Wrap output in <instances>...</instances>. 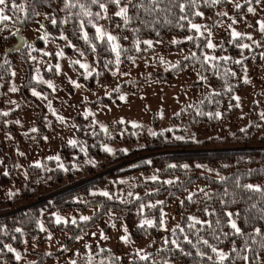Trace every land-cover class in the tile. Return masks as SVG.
Segmentation results:
<instances>
[{
    "label": "trees",
    "instance_id": "trees-1",
    "mask_svg": "<svg viewBox=\"0 0 264 264\" xmlns=\"http://www.w3.org/2000/svg\"><path fill=\"white\" fill-rule=\"evenodd\" d=\"M21 0H16V2ZM56 0H52V8L56 9V14L60 19L65 17V13L60 11V5H55ZM242 5L244 2L241 3ZM226 5H218L214 8H205L201 6V10L205 12L204 17L211 18V21L220 20L222 17H217L216 13L220 7H227ZM26 10L30 11L29 0L26 5ZM51 11L48 5H38L36 11ZM96 9L93 8V11ZM114 9L110 8L109 12ZM178 12V10H176ZM234 13L247 14L246 8L243 10L237 11L233 10ZM7 13V9H6ZM26 13L22 14V18ZM16 15V13H15ZM21 18V20H22ZM115 21H109V25L116 23L117 18H114ZM193 22H200L202 18L192 17ZM35 20V18H33ZM18 22V25L21 26L19 35L24 37V40L27 42V38L23 35V31L31 25L33 22ZM103 20L100 21V24ZM186 24V22H184ZM8 24V23H7ZM51 24V23H50ZM74 24L77 25L75 28L76 34H74ZM2 26V24H0ZM138 22H133L130 27H137ZM12 24L8 26V29L4 32H0V45H2L3 53L1 54V62L5 59L9 61L11 57L22 55L28 48L27 46L19 49V51H13L7 53L8 49L13 46L17 40V36H12L9 33L12 28ZM141 27V32L139 36L141 39L151 38V39H164L172 35L184 36L188 32H191L189 35H194V31H189L187 28L180 29L174 26L163 25L162 18L161 25H156L153 27ZM50 30L56 31L60 34L63 31V34L68 38V41H71L72 45L82 50L85 55L88 56V53L92 52L90 48L84 43L83 40L79 38V29L78 22L70 21L66 24H58L57 26H49ZM215 29V28H214ZM89 31V34L94 33V29L88 27L86 29ZM159 31L160 35H156V31ZM119 36H128V40H121L120 43L125 48H132L133 33L131 31L125 30L121 31L120 29L116 30ZM115 31V32H116ZM255 35L253 36L255 40L259 42L260 47L252 46L251 49H239L236 47L235 42L229 43L231 40L229 32L221 33V41L218 47L213 51V56L224 57L228 56L231 59L228 61L216 60L212 61L211 64L217 65L216 68L211 67L210 64L202 66L203 54L206 53L209 49L198 48L196 45H203L206 43L204 38H199L195 41H182L179 44V47L185 49L188 53L185 56H190L191 52L195 51L197 56L200 57V60H184V57L179 60L177 68L172 69L173 73L183 71L188 78L191 79V89L193 91V101L191 102L192 107L182 108L178 113L171 116V131L158 130L156 135H153L152 138H149L147 144V137L144 133L137 129L127 128L132 132H135L134 135L130 134L128 141L130 143V150L128 152L118 151V155L112 156L111 152H106L104 150L105 144L119 143L120 136L118 134H113V136L108 135L107 132H103L101 128H94L91 131H88L85 135V138H82V130L78 131V137L81 138L79 144L83 147L82 150L78 148H66L64 149V157H62L64 162L71 160V154L77 153L80 156V160L83 158L87 159L85 165L87 176H93L92 172L97 171V167L106 165V162L112 159L111 161H118L120 159L126 158L127 156H133L135 154H144L150 152V156L146 159H139L136 161V165H133L129 168L116 169L114 172L104 173L103 176L80 182L84 180V176L74 178L71 174L68 173V182L67 184L62 183L64 179V173L60 169L61 167L55 166L51 161H47L43 167H37L33 165L29 167V177L26 185L27 187L32 188L34 191L38 192L43 188L42 179L47 175H52L54 179L51 181V185L54 187L51 190L52 196L48 198L41 199L36 203L25 204L20 206L17 210H6L7 212L0 214V228H3L4 231L0 232V264H16V259L14 258V253H9L6 249L3 248L4 244H10L15 248L21 255L23 254V249L21 247L24 237L31 236L35 237L41 234L38 227V219L43 212H60L61 210L75 208L84 211L88 206L96 207L103 205L100 212H94L91 216L92 219L89 221H77V224L73 225L71 223L64 224L61 223L57 225L54 222L53 216H45V222L51 232L55 234L57 241L61 245V248L52 252L51 255L39 254V260L36 264H40L45 259L53 258L59 259L62 257L70 248L75 244L73 237L85 234L86 231L94 224H101L105 228L109 226L106 222V217L109 216L108 212L116 213L117 217L122 218L125 222L130 237L134 241H138L143 237H150L152 243L147 245L145 251L147 252L152 246L158 245V248L152 250L150 253L154 260L162 261L163 259L171 260L172 264H196V261L199 260L198 257H195V249L187 244L182 245L186 251H191L192 256H183L177 250L173 249V253L168 251L172 246L163 245V238L165 236L171 237V233H163L159 227H150L146 229H141L137 227L142 218L153 219L158 222L160 215V209L165 208L170 202L180 198L186 188L194 184H204L207 191L210 193L216 192L219 193L218 196L214 197L210 202L205 201L202 194L197 193L194 196V201L188 202L185 197H182L181 200H185L184 204L181 205L177 201V211L181 213V222L180 225L185 227L187 231V219L188 215H195L201 219H213V217L205 216L203 212L198 211V209L203 208L206 204L210 207H215L217 211H222V206L219 203V199L223 197V191L225 188H228L229 192H236L235 198L238 203L235 205H230L229 208L232 211L240 209L242 216L244 215L243 209L247 208L251 203H259L260 197L256 193H246L239 189H234L232 183H221L215 174L218 172L220 176L228 177L231 181L233 177L239 176L243 183H259L264 184V171H253L249 173V169L260 170L264 169V120L260 118V114L264 113V87L263 92L257 95L259 96L258 100L251 102V104L246 108L245 115L248 117V122L245 126H239V107H235L237 101L232 99L233 96H236L239 93H242L246 90L249 83L243 82V77L250 72L256 70L259 71V76L257 80L264 83V59H261L260 53L264 52V34L257 32V29L254 28ZM7 37V39H4ZM11 39L12 44L9 43ZM243 43L251 44V41L245 38ZM39 45V41H38ZM143 45H141L142 47ZM64 52L67 54H72L71 48L66 46ZM6 53V54H5ZM96 56V67L99 69L98 73L92 74L89 76V79H86L88 86H92V81L94 79H99V73L101 76L107 75V70L104 65L105 62L109 60L114 61V55L107 51V45L97 42ZM143 53V51H142ZM136 54L134 49L127 53ZM125 56V55H124ZM242 65H237L234 63L236 59H242ZM29 60H22L23 64H29ZM10 63V62H9ZM115 63L109 64L107 68H113ZM8 65H5V68ZM247 68V73L243 71L244 68ZM53 70L54 67H51ZM228 69L236 72L235 77L231 75H225ZM249 69L251 71H249ZM198 73L205 76L207 79L202 81L198 78ZM171 73L166 75V78H170ZM49 76V74H48ZM0 80L4 81L9 79L8 74L0 69ZM164 79V78H162ZM252 78H249V80ZM83 77L78 75V81H82ZM27 81L29 87L41 85L32 79L29 73H26L24 76L23 82ZM260 83V87H261ZM4 86V84H2ZM28 87V88H29ZM229 87L231 90L229 91ZM26 87L23 89V91ZM216 93H219L218 95ZM113 94V93H112ZM26 98H31V94L28 90L24 92ZM106 101H110L111 97H104ZM119 102L118 99H116ZM34 101V100H33ZM35 109L38 104L34 101ZM231 105V107H230ZM40 109L41 106L39 107ZM221 112V118H215L214 116L210 117L208 113ZM1 113V110H0ZM198 113H204L200 115ZM1 117V115H0ZM82 120V119H78ZM77 120V121H78ZM0 122L1 118H0ZM184 123V124H183ZM41 124V122L39 123ZM260 125V127H257ZM131 127V126H130ZM195 127H203L209 132H212V135L205 136V138L198 137L196 132H194ZM244 128L245 131L241 132L240 129ZM175 136L184 137L183 140L175 139ZM198 141V142H197ZM142 142L144 147H137L136 144ZM113 157V158H111ZM98 159V161H96ZM145 161H151V163H146ZM189 164L192 167L189 170L167 167L170 164L182 165ZM205 164L208 167L215 170L212 174H209L206 169H196L195 164ZM222 165H228V167H222ZM96 166V168H94ZM50 167H54L53 170ZM110 167H108L109 169ZM157 170H159L157 172ZM149 171L151 173H149ZM140 172L136 176L137 182L134 186L129 187L130 192L133 193V196H125L124 198H119L117 195L112 200H108L99 193L93 195V190L96 188H108L109 193L116 194V187H125L122 185L121 180H117V177L120 175H127L128 173ZM158 175L160 177L159 181H150L147 180V175ZM146 175V177H145ZM210 176V179L208 178ZM15 179H19L14 177ZM177 183L175 185H164L162 184L163 180L167 179H176ZM191 183H188V181ZM120 181V182H119ZM80 182V183H79ZM183 182V184L181 183ZM62 183V184H61ZM113 183L115 186H113ZM58 184L57 186H55ZM159 189V191H156ZM34 191L25 190L19 199H9L6 201L8 205H15L21 199H28L31 195L34 194ZM251 195L252 200H247V196ZM138 196L139 199H134ZM39 198L42 196L39 195ZM244 199H241V198ZM224 199H230V197H223ZM157 200H164V205H158L156 208H147L144 209L143 216L138 214L140 204L148 205L150 203H155ZM255 211V210H252ZM183 217V218H182ZM264 223V222H260ZM260 223H257L254 226H260ZM245 228V231H251V228L242 225ZM199 227V226H198ZM16 228H21L22 233L15 232ZM107 231V230H106ZM205 231H207L205 229ZM179 235V233H177ZM13 237H16L13 239ZM194 239V237H191ZM232 239L231 237L229 240ZM238 243L240 238H236ZM118 243V242H117ZM62 246L67 248V251L62 250ZM224 247L225 251L231 247V244L228 240H225L221 245ZM104 249V248H103ZM104 252H98L95 256L93 264H99V261L96 259L99 258L105 261V264H119V261H113L111 258L114 257L112 253L104 249ZM71 254V253H70ZM261 256L264 257V251H262ZM85 254L81 258H78V264H84ZM126 264H152L151 261H139L135 259V254H130L125 259ZM64 264H68L64 262ZM236 264H240L239 261ZM261 264H264L262 260Z\"/></svg>",
    "mask_w": 264,
    "mask_h": 264
},
{
    "label": "rangeland",
    "instance_id": "rangeland-1",
    "mask_svg": "<svg viewBox=\"0 0 264 264\" xmlns=\"http://www.w3.org/2000/svg\"><path fill=\"white\" fill-rule=\"evenodd\" d=\"M27 2L28 0H21L16 3H23L26 8ZM238 2L242 3L244 0H238ZM55 5L57 4L55 3ZM233 10V5L229 3L227 7H220L217 12L227 11L229 16H234L238 19L239 22L234 25L238 31L251 33L254 36V28L258 29V25L255 22L257 20H264V12L258 10L257 15L251 13L245 15L243 12L240 14L234 13ZM38 11L42 13L47 12L44 10ZM6 14L13 15V12L7 10ZM22 14L16 13L12 21L6 22L8 26H10V23L12 24L13 27L10 30L15 31L16 28H21L18 22L21 20ZM242 16L245 19H239ZM36 19L33 20L29 27L21 30L25 38H27L28 44H31L36 51L27 49L22 55L11 57L9 59L10 68L9 65L6 66L8 71H5L9 79H6L5 82L0 80V110L1 113L8 112L7 116L1 115L0 117L2 121L0 122V214L7 212L6 210H17V208L19 209L20 206L28 204L29 202L36 203L41 199L52 196L53 193H51V190L54 187V185L50 186L51 181L54 179L52 175L43 177L42 183L44 186L38 192L26 185L27 180L30 179L28 169L36 165V162H39L40 167H43L47 161L53 162L54 167L63 165L60 168L65 175L62 183L67 184L69 180L67 179L68 173L74 178L84 176V180L80 181L84 182L103 176L104 173L114 172L116 169L129 168L136 165V161L139 159H146L150 156V152H146L144 154L127 156L118 161H111L112 159H110L106 162V165L100 168L97 167V171L92 172L93 176H87L85 165L88 161L86 158L80 160V156L77 153H72L71 160L67 162L62 160V157H64V149L73 147L78 148V150L83 149L79 144L81 140L78 137L79 130H82V138L85 139L86 133L94 128H101V130H104L103 132H107L110 136L118 134L121 138L118 140L119 143L104 145V147L107 146L113 150L111 154L114 157L122 149H126V152L130 150L131 145L128 137L130 134L134 135L137 129L145 134L147 144L149 138H152L153 132L156 133L158 130L171 128V116L191 104L194 98L191 86H189L191 85V79L183 71L172 74L173 70L170 67L172 63H176L188 53L185 49L179 47V44L173 45L170 41L174 37L180 41H185L184 37L188 36L191 32H188L184 36L172 35L168 38L160 39L162 43L156 44L154 50L128 54L135 57V63L122 55L121 63L118 66L114 64L113 68H105L107 75L103 77L99 73V79H94L92 86L89 87L88 82L90 81L86 80L89 79V76L85 78L86 70L80 68L78 64L71 63V61L79 59L82 63H87L89 65L88 71L95 69V72H93L95 74L99 72V69L96 67L95 53L90 52L88 56H80L77 51L78 48L74 46L69 47L71 48L72 54H67L64 52V48L68 46V39H60V34L56 33V31L52 32L48 28V25L51 26L50 22L44 20L43 16L38 19L45 24L48 37L47 40L41 39L43 30L40 32L35 30L38 27L35 22ZM220 20H222V23L218 24L212 32L213 42L217 45L220 44L221 33L229 32L227 25L231 23L228 17H222ZM119 22L117 18L116 23ZM195 23L211 24L212 21L211 18L203 17L200 22ZM115 24L109 25L107 19H103L101 23L106 29L112 31L114 35H118ZM249 25H253V27H249ZM257 32L259 31L257 30ZM9 43L12 44L11 39H9ZM215 49H209L206 53L213 55ZM3 50L2 45H0V62ZM60 51H63V56L56 55ZM45 52L49 53V55L45 56ZM31 56H35L36 60H32L30 58ZM160 57H163L165 63H160ZM24 59L29 60V64H23L22 60ZM57 64L60 65L59 72H57L55 67ZM51 67H54V69L52 70ZM36 69H39V76L43 80L52 82L54 88H49L47 84L42 82L39 83L41 85L40 87H29L27 81L23 82L26 73H29L32 77L36 75ZM12 71H15V76L11 75ZM249 71L251 70L249 69ZM123 73H127V75H122ZM170 73L172 74L171 77L165 79L166 75ZM80 74L83 77L82 81H78V75ZM246 75L248 79H252L249 80V85L246 90L236 95L240 98L238 101L240 104V117L238 121L239 126L242 127L248 122V117L245 115L246 108L251 102L258 100L264 87V83L262 84L257 80L259 76L258 70ZM70 81H76L81 87H76ZM260 83L261 87L259 86ZM13 86L18 91L10 92L9 88ZM25 87L26 89L23 91ZM33 89L40 92L41 96H33ZM26 90L32 96L29 99L24 95ZM258 94L259 96L257 97ZM120 96H124L125 99L121 100ZM104 97H111V100L106 101ZM33 100L38 104L36 109ZM49 101L51 102V109L49 108ZM40 106L42 109L39 108ZM53 110L55 111V115L53 114ZM86 110L91 115H84ZM58 117H63L64 119L60 120ZM16 121H19V123H16ZM40 122L41 124H39ZM128 127L131 129L132 127L133 129L136 128L135 132L127 129ZM32 128H36L37 131L32 132ZM193 129L196 135L201 138L213 134L203 127H195ZM69 140H73L76 143L69 144ZM136 146L144 147V144L138 142ZM121 152L124 153L125 151ZM20 153H23V155ZM57 156L59 157L58 160L49 159V157ZM54 167H50V169L53 170ZM108 167L110 168L108 169ZM5 172H7V175L4 174ZM149 173L151 172L149 171ZM138 174L140 172L118 176L117 180H121L122 185H125V187L119 188L113 183L116 192V194L113 193V196L116 197L117 195L119 198L127 196L130 192L128 188L136 184V176ZM150 176L152 174L147 175V177ZM14 177L19 179H15ZM204 186V184L189 186L184 190L180 198L170 202L163 209L167 214L165 218L167 229H171L177 223L180 224L181 222V213L177 211L176 206L177 201L179 202L182 197H186L188 191L195 192L197 188H203ZM25 190L34 191V194L28 199L19 200L15 205H8L6 203L9 199H19ZM103 191L109 192L108 188L105 187L96 188L93 190V193H101ZM10 192L13 193L11 197H9ZM39 195L42 197L39 198ZM96 209V207L88 206L84 211L69 208L53 213H58L69 220L75 217L77 221H80L79 217L81 215L91 217ZM113 214L114 216L111 218L109 216L106 217V222L109 224L111 220H114L116 227H112L109 224L105 228L101 224H94L85 234L79 235L82 239H76L75 244L62 257L57 260L53 258L45 259L40 264L68 263L70 259L81 258L83 254L89 252L98 253L101 248L107 251L110 250L109 252L114 256L121 257L119 264H126L125 259L128 255L135 254L137 248H143L145 250L147 245L152 243L150 237H143L138 240L141 241V244L137 245L138 242H134L130 237L136 245L129 243L124 248L119 237L124 234L122 226H126V224L122 218L117 217L116 213ZM50 215L52 216V212H43L38 219L47 231H40L41 234L35 237H24L21 245L23 254L19 261L16 260V264H30V262H35L36 264L39 260V254L52 253L61 248L55 234L49 230L45 222L44 217ZM100 230H103L105 235L107 234V239H100ZM161 231L163 233L169 232L163 229ZM49 232L52 235L51 240L47 239ZM94 232L97 235L93 236L92 233ZM85 244L89 245L88 249L84 248ZM156 248H158V245L152 246L147 253H150ZM77 250L81 253L80 256L75 255ZM96 260L101 261L99 258Z\"/></svg>",
    "mask_w": 264,
    "mask_h": 264
},
{
    "label": "snow or ice",
    "instance_id": "snow-or-ice-1",
    "mask_svg": "<svg viewBox=\"0 0 264 264\" xmlns=\"http://www.w3.org/2000/svg\"><path fill=\"white\" fill-rule=\"evenodd\" d=\"M56 3L60 5V11L65 13V17L60 19L56 14V9L52 8V0H29V8L30 11L26 10L25 4L23 3H16V0H0V32H4L8 29V24L6 22L12 21L14 19L15 13H26L21 23L23 22H31L33 18L36 19V24L38 27L35 29L37 32L43 30V35L40 37L41 39L47 40L48 32L45 28V24L40 22L38 19L39 17L43 16V19L49 21L51 25L57 26L58 24H66L70 21L78 22V29H79V38L84 41V43L90 48L92 52H96L97 49V42L103 43L107 45V51L114 55V61L109 60L105 62L104 67L107 68L109 64L115 63V65H119L121 63V56L125 55L127 59L132 60L135 63V57L131 55H127V53L131 52L133 49L136 53L140 52H147L149 50H154L156 44H161L162 40L156 39H141L139 33L141 32V27H155L156 25H161V18H162V26H174L180 29L187 28L189 31H194V35H188L184 37V40L187 41H195L197 37L204 38L206 43L203 45L197 44L198 48H207V49H215L218 47L217 44L213 42L212 39V32L213 29L220 23L222 20H215L211 24H200L193 22L192 17H200L203 18L205 16V12L201 10V6L205 8H214L218 5H226L231 3L233 5L234 10L240 11L246 8L247 13H251L253 15L258 14V10L260 12H264V0H244V4L242 5L238 0H56ZM48 5L51 11L48 12H39L36 11L38 5ZM93 8L96 10L93 11ZM114 9L113 11L109 12V9ZM6 9L13 12V15L6 14ZM178 10V12L176 11ZM217 17H228L231 21L227 25V29L229 30L231 40L229 43L235 42L236 47L239 49H251L253 45L256 47H260L261 45L257 40L254 39L251 33H244L238 31L234 25H236L239 21L234 16H229L227 11L217 12ZM114 18L119 19V23L115 24V28L120 29L121 31H131L133 33V40H132V48H125L120 41L121 40H128V36H118L114 35L112 31L106 29L103 25L100 24V21L103 19H107L109 21H113ZM19 19V18H17ZM239 19L243 20L245 17H240ZM133 22H138L137 27H130ZM186 22V24L184 23ZM256 25H258V31L264 34V20H257ZM77 25L74 24V34L75 28ZM90 27L94 29V33L92 35L89 34V31L86 29ZM249 27H253V25H249ZM20 32L19 28H16L15 31L10 32L9 34L12 36H18ZM156 35L159 36L160 33L157 30ZM60 39L67 40L68 38L63 34L61 31ZM247 38V40L251 41L249 43H243L242 41ZM7 39V37H4ZM182 41L176 39L175 37L170 41L171 44L177 45L180 44ZM141 45L144 47L142 48ZM27 46L30 51H36L31 44H27L23 37H21V47ZM69 47H74L71 41H68ZM19 51V49H15ZM80 56H84L85 53L77 49ZM6 54V53H5ZM45 56L49 55V53L45 52ZM57 56H63V51L56 53ZM261 59H264V52L260 53ZM32 60H36L35 56L30 57ZM200 60V57L197 56L195 51L191 52L190 56H185L184 60ZM231 58L228 56L224 57H216L213 55H208L207 53L203 54L202 59V66L210 64L211 67L216 68L217 65L211 64L212 61L216 60H223L228 61ZM247 59V57H243L242 59H236L234 61L237 65H242L243 60ZM160 63H165L163 57L159 58ZM73 64H78L80 68L86 70V76H91L95 69L88 71L89 65L87 63H82L79 59L71 61ZM180 62L177 61L176 63H172L170 67L172 69L177 68ZM5 65L10 64L7 59L0 63V69L4 71H8L5 68ZM57 72L60 71V65L57 64L56 66ZM118 71V68H117ZM245 73H247V68L243 69ZM36 75L32 76V79L37 81L38 83L42 82L48 85L49 88H54L51 81L43 80L42 77L39 76V69L35 70ZM12 76H15V71L11 72ZM122 75H127V73H123ZM225 75H231L235 77L237 75L236 72L228 69ZM2 78V77H0ZM198 78L202 81L206 80L207 78L203 75L198 73ZM76 87H81L80 84H77L76 81H70ZM243 82L248 83L249 79L247 75L243 77ZM229 91L231 88L229 87ZM10 92H16L18 89L16 87H10ZM217 95L219 93H216ZM32 95L36 97H40L41 93L36 91L35 89L32 90ZM120 99H125L124 96H120ZM232 99L237 101L235 107H240L239 96H233ZM188 107H192V105H188ZM231 107V105H230ZM49 108L51 109V102L49 101ZM53 114L55 115V111L53 110ZM203 115L204 113H198ZM0 115L7 116L8 112H2ZM84 115H91L87 110L85 111ZM178 115V113H177ZM210 117L214 116L215 118H221L222 113L217 111L214 114L208 113ZM260 118L264 120V113L260 114ZM58 119L63 120V117H58ZM122 122V121H121ZM19 123V121H16ZM260 127V125H257ZM32 132H36V128L31 129ZM106 131V129H105ZM167 131H171V129H167ZM241 132H244L245 129L241 128ZM152 135H156V133H152ZM177 140H183L184 137L177 136L175 137ZM198 142V141H197ZM69 144H75L76 142L73 140H69ZM104 150L106 152H112L113 150L107 146H105ZM121 151H127L126 149H122ZM23 155V153H20ZM49 159H59V157H49ZM146 163H151V161H145ZM37 167H39V162H36ZM59 167H63V165H59ZM167 167L169 168H177L180 167L185 170H189L192 166L185 163L182 165L170 164ZM222 167H228V165H222ZM196 169H206L209 174L215 172L214 169L208 167V165L197 163L195 164ZM159 170H157L158 172ZM253 171H264V169L260 170H252L249 169V173ZM7 175V172L4 173ZM219 181L221 183H232L234 189L242 190L246 193H256L259 195L260 200L259 203H251L248 205L247 208L243 209L244 215L242 216V212L240 209L236 211L230 210V205H235L238 203L237 199L235 198L236 192H229L228 188H225L223 191V197H230V199H224L221 197L219 199V203L222 206V211H217L215 207H210L209 205H205L203 208L198 209L204 213L205 216L213 217V219H201L195 215H188L186 217L187 223V231L185 227H182L179 223H177L173 228L167 229L165 225V218L166 213L163 211V208L160 209V215L158 218V222L154 221L153 219L142 218L140 223L137 227L141 229H146L150 227H159L165 231H169L171 233V237L165 236L163 238V245H171L172 247L168 249L170 253H173V249L177 250L183 256H192L193 253L191 251H186L185 248L182 246L187 244L191 247V249H195V257H198L199 260L196 261V264H236L237 261L240 264H261L264 257L261 256V252L264 251V184L259 183H243L239 176L233 177L230 181L228 177L220 176L218 172H215ZM210 179V176L208 177ZM150 181H159L160 177L158 175H152L146 178ZM176 179H167L163 180L162 184L164 185H175L177 183ZM183 184V182H181ZM188 183H191L189 180ZM159 191V189H156ZM200 193L202 194L205 201L210 202L214 197L218 196L219 193L213 192L210 193L205 188H197L195 192L188 191L187 196L185 199L188 202H196L194 201V196ZM96 195V193H92ZM13 193H9V197H11ZM99 195L104 196L108 200H112L114 198L113 194L109 193L108 191H103L99 193ZM129 196H133L132 192L128 193ZM134 199H139L138 196L134 197ZM241 199H244L243 197ZM253 197L251 195L247 196V200H252ZM181 205L184 204L185 200L179 201ZM164 200H157L155 203H150L147 206L143 203L140 204V208L138 214L143 216L145 207L147 208H156L158 205H164ZM103 205L98 206L96 212H100ZM255 210V211H252ZM109 217H113L114 214L109 210L108 212ZM52 216L55 218V223L57 225L64 223L68 224L71 223L73 225L77 224V219L72 217L69 219H65L63 216L59 215L58 213H52ZM183 218V217H182ZM92 217L81 215L79 217L80 221H89ZM257 223H260V226H254ZM40 231L45 232L44 225L41 224L39 221L37 222ZM245 225L251 228V231H245V228L242 226ZM110 226L116 227L115 221H110ZM199 226V227H198ZM123 228V235L119 237V239L124 242L125 244L131 243L130 235L128 233V229L126 226H122ZM205 229L207 231H205ZM4 229L0 228V232H3ZM15 232L22 233L21 228H16ZM179 233V235L177 234ZM93 236L97 235V233H92ZM100 239H107L108 237L104 234L103 230L99 232ZM191 237H194L191 238ZM232 238L229 240V238ZM16 237H13L15 239ZM74 239L80 240L82 237L76 236L73 237ZM236 238H240V243H238ZM47 239L51 240L52 235L49 232ZM225 240H228L231 244V247L225 251L224 247L221 245L224 243ZM2 243V241H0ZM3 248L6 249L9 253H14V258L19 261L21 259V254L13 248L10 244H4ZM85 249L89 248L88 244L84 245ZM63 251H67V248L62 246ZM3 251V249H0ZM103 248L100 249V252H104ZM110 251V250H109ZM45 255H51V253H45ZM75 255L80 256L81 253L79 250L75 253ZM96 253H86L83 257L84 264H93L95 259ZM174 255V253H173ZM113 261H119L121 257L114 256L111 258ZM135 259L139 261H151L152 264H172L171 260L163 259L162 261H156L153 259L151 253L145 252L143 248H137L135 250ZM30 264H35V262H30ZM68 264H78L77 259H70ZM99 264H105L104 260H101Z\"/></svg>",
    "mask_w": 264,
    "mask_h": 264
},
{
    "label": "water",
    "instance_id": "water-1",
    "mask_svg": "<svg viewBox=\"0 0 264 264\" xmlns=\"http://www.w3.org/2000/svg\"><path fill=\"white\" fill-rule=\"evenodd\" d=\"M21 37H23V36L22 35H18L16 37L17 40H16L15 44L8 49L7 53H11L13 51H16L15 49H21V48H23V47H21Z\"/></svg>",
    "mask_w": 264,
    "mask_h": 264
},
{
    "label": "crops",
    "instance_id": "crops-1",
    "mask_svg": "<svg viewBox=\"0 0 264 264\" xmlns=\"http://www.w3.org/2000/svg\"><path fill=\"white\" fill-rule=\"evenodd\" d=\"M90 231H91V229H90ZM106 235H107V234H106ZM108 235H109V233H108ZM131 241H132V240H131ZM121 242H122V241H121ZM134 242H138L137 245L141 244V241H134ZM134 242H131V245H136ZM122 246L125 248V247H126V244L122 242ZM46 264H48V263H46Z\"/></svg>",
    "mask_w": 264,
    "mask_h": 264
}]
</instances>
